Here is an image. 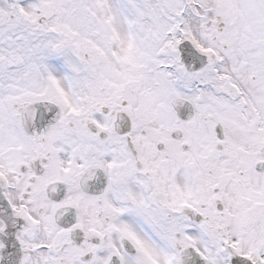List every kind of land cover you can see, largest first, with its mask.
Segmentation results:
<instances>
[{"label":"snow or ice","instance_id":"1","mask_svg":"<svg viewBox=\"0 0 264 264\" xmlns=\"http://www.w3.org/2000/svg\"><path fill=\"white\" fill-rule=\"evenodd\" d=\"M0 264H264V0H0Z\"/></svg>","mask_w":264,"mask_h":264}]
</instances>
